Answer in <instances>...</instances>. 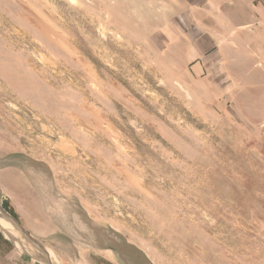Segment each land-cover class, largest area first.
Listing matches in <instances>:
<instances>
[{
	"label": "rangeland",
	"instance_id": "1",
	"mask_svg": "<svg viewBox=\"0 0 264 264\" xmlns=\"http://www.w3.org/2000/svg\"><path fill=\"white\" fill-rule=\"evenodd\" d=\"M210 22L0 0V264H264V49Z\"/></svg>",
	"mask_w": 264,
	"mask_h": 264
},
{
	"label": "crops",
	"instance_id": "2",
	"mask_svg": "<svg viewBox=\"0 0 264 264\" xmlns=\"http://www.w3.org/2000/svg\"><path fill=\"white\" fill-rule=\"evenodd\" d=\"M220 26L251 29L264 49V0H188V43L200 57L216 45L211 18ZM205 44L201 50L199 43Z\"/></svg>",
	"mask_w": 264,
	"mask_h": 264
},
{
	"label": "water",
	"instance_id": "3",
	"mask_svg": "<svg viewBox=\"0 0 264 264\" xmlns=\"http://www.w3.org/2000/svg\"><path fill=\"white\" fill-rule=\"evenodd\" d=\"M3 207L2 206H0V212L9 220V221H11L12 222V219L6 214V212L4 211V209H2ZM23 234L32 242V243H34V244H36V245H39V244H37V242L36 241H34L30 236H28L27 234H25L24 232H23Z\"/></svg>",
	"mask_w": 264,
	"mask_h": 264
},
{
	"label": "bare ground",
	"instance_id": "4",
	"mask_svg": "<svg viewBox=\"0 0 264 264\" xmlns=\"http://www.w3.org/2000/svg\"><path fill=\"white\" fill-rule=\"evenodd\" d=\"M11 235V234H10Z\"/></svg>",
	"mask_w": 264,
	"mask_h": 264
}]
</instances>
